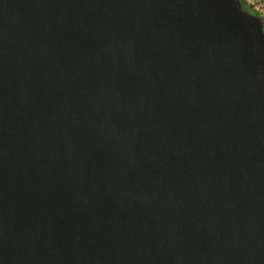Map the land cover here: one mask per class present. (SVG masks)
<instances>
[{"label":"water","instance_id":"obj_1","mask_svg":"<svg viewBox=\"0 0 264 264\" xmlns=\"http://www.w3.org/2000/svg\"><path fill=\"white\" fill-rule=\"evenodd\" d=\"M263 27L0 0V264H264Z\"/></svg>","mask_w":264,"mask_h":264},{"label":"rangeland","instance_id":"obj_2","mask_svg":"<svg viewBox=\"0 0 264 264\" xmlns=\"http://www.w3.org/2000/svg\"><path fill=\"white\" fill-rule=\"evenodd\" d=\"M250 10L255 11L264 22V0H244Z\"/></svg>","mask_w":264,"mask_h":264},{"label":"trees","instance_id":"obj_3","mask_svg":"<svg viewBox=\"0 0 264 264\" xmlns=\"http://www.w3.org/2000/svg\"><path fill=\"white\" fill-rule=\"evenodd\" d=\"M240 1H241V4H242V7L244 9H246V10H248V11H250V12L256 14V15H258L255 11H252V10L249 9V7L247 6V4H246V2L244 0H240ZM263 31H264V27H263Z\"/></svg>","mask_w":264,"mask_h":264}]
</instances>
